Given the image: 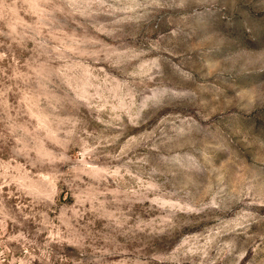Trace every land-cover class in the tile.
Masks as SVG:
<instances>
[{
    "label": "clouds",
    "instance_id": "9594fccd",
    "mask_svg": "<svg viewBox=\"0 0 264 264\" xmlns=\"http://www.w3.org/2000/svg\"><path fill=\"white\" fill-rule=\"evenodd\" d=\"M0 264H264V0H0Z\"/></svg>",
    "mask_w": 264,
    "mask_h": 264
}]
</instances>
